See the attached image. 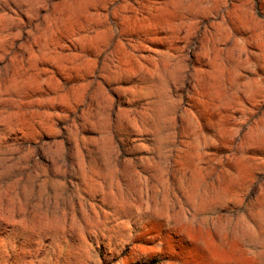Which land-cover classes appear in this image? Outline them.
<instances>
[{
  "label": "rangeland",
  "instance_id": "obj_1",
  "mask_svg": "<svg viewBox=\"0 0 264 264\" xmlns=\"http://www.w3.org/2000/svg\"><path fill=\"white\" fill-rule=\"evenodd\" d=\"M0 264H264V0H0Z\"/></svg>",
  "mask_w": 264,
  "mask_h": 264
}]
</instances>
